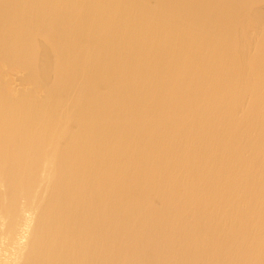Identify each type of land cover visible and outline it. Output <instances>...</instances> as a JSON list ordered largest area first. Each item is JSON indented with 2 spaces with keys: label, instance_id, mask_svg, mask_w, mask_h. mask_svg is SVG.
<instances>
[{
  "label": "bare ground",
  "instance_id": "6f19581e",
  "mask_svg": "<svg viewBox=\"0 0 264 264\" xmlns=\"http://www.w3.org/2000/svg\"><path fill=\"white\" fill-rule=\"evenodd\" d=\"M0 264H264V0H0Z\"/></svg>",
  "mask_w": 264,
  "mask_h": 264
}]
</instances>
